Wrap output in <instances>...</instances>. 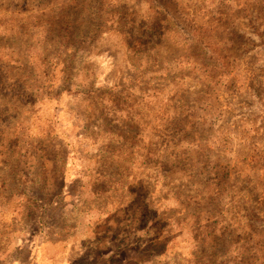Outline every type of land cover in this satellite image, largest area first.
<instances>
[{"label": "rangeland", "instance_id": "rangeland-1", "mask_svg": "<svg viewBox=\"0 0 264 264\" xmlns=\"http://www.w3.org/2000/svg\"><path fill=\"white\" fill-rule=\"evenodd\" d=\"M0 259L264 264V0H0Z\"/></svg>", "mask_w": 264, "mask_h": 264}, {"label": "crops", "instance_id": "crops-1", "mask_svg": "<svg viewBox=\"0 0 264 264\" xmlns=\"http://www.w3.org/2000/svg\"><path fill=\"white\" fill-rule=\"evenodd\" d=\"M42 242H43V239H40L39 238V244H42ZM39 244L37 243V245H36V248L35 249H37L38 248V246H39ZM44 247L46 248V246H49V248H50V255H49V258H54L53 257V253H52V251L53 250H56V248H58L54 243H51V241H50V243L48 244V243H45V241H44ZM18 245V244H17ZM34 249V251H35V256L37 257L38 256V253L36 252L37 250H35ZM65 249H67V248H65ZM44 251H46V249H44ZM37 254V255H36ZM55 255V257L57 258V254H54ZM69 255H70V253H66V257L67 258H69ZM35 256H34V258H35ZM38 258V257H37ZM50 259V260H51ZM53 261H56V260H53ZM0 264H25V262H22L21 261V259H13L12 261H7V262H5L4 263V261H3V259H0ZM27 264V263H26Z\"/></svg>", "mask_w": 264, "mask_h": 264}]
</instances>
